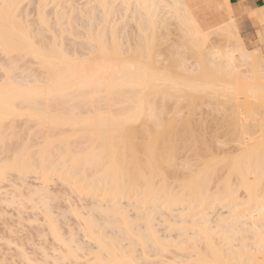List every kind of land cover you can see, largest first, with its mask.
I'll return each mask as SVG.
<instances>
[{"label":"bare ground","instance_id":"1","mask_svg":"<svg viewBox=\"0 0 264 264\" xmlns=\"http://www.w3.org/2000/svg\"><path fill=\"white\" fill-rule=\"evenodd\" d=\"M47 1L38 2V16L35 19L37 22L34 20L38 27L33 30L30 24H27L28 21L19 17L22 12V0H0V56H4V64L0 68L5 77H2L3 81L0 82V183L14 174L15 180L7 181L11 184L16 181L12 187L18 186L20 191L26 184L25 179L30 174L35 175L39 183L29 192L31 197L23 193L19 196L28 197L27 202L30 204L37 201L35 198L39 199L38 204H33L43 213V221L47 224L45 226L50 228L48 229L53 239L66 248L64 250L67 255L59 254V257L64 260V257L69 256L67 261L71 258L70 261L73 262V259L78 261L82 253L94 251L91 256L92 264H154L156 262L150 260L149 254L153 253L155 257H159L163 252H167L180 258L176 264H264V114L249 109L246 112L247 107L245 110L241 108L243 111L239 107L241 105L237 104L238 106H235L238 110L234 107L233 113H224L223 117L221 115L213 119L217 128L213 129L211 140L201 139V147L210 150L213 143L217 144L225 156H230L229 160L223 157L217 161L212 157L208 160L193 161V155L200 156L198 152L190 158L186 155L184 160H177V145H171L165 155L160 154L157 148L161 131L165 133L166 130L177 128L189 132L199 126H202L199 129L205 130L204 125L207 127L208 123L206 115L202 113L196 116L191 113L186 115L177 109L171 114L164 113L165 99L183 100L187 96L217 93L228 96L227 92L231 94L230 91H235L231 96L235 100L237 84L234 85L233 82L232 87L229 80L216 83L203 76L202 70L207 68L208 63V68L216 63L217 66L221 65L224 56L228 60L224 61L226 64L238 61V58L244 63L255 59V63L259 64L256 65L252 61L253 68L258 66L262 69L261 72L264 71V54L258 47L260 44L254 47L252 54L247 53L229 0H221L224 10L217 3L208 2L207 7V4H204V8H209L213 14L211 22L205 19L206 12L201 14L205 10H202L203 4H200L201 1L205 2L203 0H95V6L83 16L86 19L84 23L87 22L82 32L85 50L75 46L79 49L71 48L78 52L73 51L74 54L66 50L63 44L59 43L61 41H57L56 33L53 34L45 16L44 7ZM119 6L123 7L122 12H130V15L126 13L125 17L135 22V38L134 41L131 40L128 48L123 47L124 43L119 39L121 37H118V23L109 25L113 22V15L119 13ZM96 8L101 13L99 17L95 15ZM162 9H165L164 12ZM246 10L250 17H257L261 24L264 23V6ZM160 12L164 14L161 15ZM170 13V18L175 17L178 20L182 27L181 32L184 30L189 33L191 39L188 36L190 40L186 42L194 43V46L189 45L195 48V52L192 48L191 51L195 53L196 66L188 64L184 54L178 56L179 49L173 51L174 53L171 51L170 54H174L175 59L170 56L174 59L170 64H164L166 60L161 62L157 59L160 53L157 52L156 46V27L161 22L163 24ZM59 15L61 18L60 13ZM25 17L24 19L27 18ZM72 19L68 22L71 23ZM97 20L100 26L95 27ZM122 23L124 27L127 20ZM73 27H69L70 30ZM50 30L52 34H49L50 39L47 38L46 41L43 32L51 33ZM215 32L228 39L229 49L226 55L215 49V45L210 47V42L209 48H206L207 43L205 46L206 35L209 34L207 39L211 40L210 33L214 35ZM258 32L262 40L264 28ZM72 34L71 36H75V33ZM174 41L176 42V39ZM76 43L78 42L74 43L73 40V44ZM178 45L180 44L177 43V47ZM22 58H28V61L37 64L39 72L28 78L29 76L15 71L17 76L20 75V78L15 79L11 77L15 72L12 71V74L10 69L18 65ZM218 60L221 61L220 64ZM194 66L199 69V73H193L196 70ZM25 67L24 65V69L28 66ZM262 73L264 76V72ZM248 76L245 77V88L242 89L244 93L239 88L241 95L246 94L256 100L258 98L263 105L264 92H261L262 99L259 93L264 90L260 85L264 78L260 79L258 75V78H253L254 74ZM258 79L261 80L260 83ZM237 95L238 93L236 97L239 98ZM157 98L162 100L159 111L155 109ZM16 121L18 124L19 121L26 122V127H29L28 123L32 124L35 130L32 127L33 131L30 128L31 131H27L35 135L39 133L40 140L35 144L36 147L33 146V151L29 150L26 144L19 143L13 153L8 155L5 154L8 151L5 145L15 134L14 128L18 126L13 125ZM23 126L22 131L25 130ZM220 126L223 128L220 129ZM226 136H229L236 146H225L227 142L221 137ZM215 161L225 164L227 175L215 179ZM163 166L179 168L183 180L177 185L168 182L165 171L161 170ZM53 177L63 184L62 187H67L70 195L80 198V201L77 199L79 202L84 196L91 198L93 202L89 210L93 214L97 213L104 220L106 227L115 230L114 233L97 232V216L89 214L82 217L83 214L80 212L79 215L76 208V212L72 209L69 213L80 221L85 241H80L72 231L73 234L70 232L67 240H63L50 211L51 204L46 202L49 192H52L48 190L50 187L47 185ZM175 187L180 190L175 191ZM18 188L14 191H18ZM12 196L11 203L20 198L15 195L13 200ZM217 203L227 207L226 216L217 218L212 224L211 210ZM182 204L185 205L180 211L198 208L202 214L199 220L189 223L190 228L194 230L182 233L185 236L177 240L170 235H158L154 223L169 221L168 217L173 214L175 207ZM130 207H134V210L142 208V211L133 210L129 216ZM183 222L181 220V223ZM89 243H92L96 250L91 249ZM137 248L140 253L135 254ZM147 249L153 252L149 250V253ZM21 252L19 251V256L15 258L24 262L28 255L25 256ZM4 256L6 258L5 254ZM54 259L55 264L61 258ZM26 261L25 264L30 262V259L27 263Z\"/></svg>","mask_w":264,"mask_h":264},{"label":"rangeland","instance_id":"2","mask_svg":"<svg viewBox=\"0 0 264 264\" xmlns=\"http://www.w3.org/2000/svg\"><path fill=\"white\" fill-rule=\"evenodd\" d=\"M39 1L38 0H22V3H21L22 12H21V14L19 13L20 14L19 17L22 20H24V21L26 20V22L28 21L29 23L27 22V24L28 25L30 24L29 26H30L31 29L33 28V30L37 29V27H38V25L35 23V22H37V20H35V19H37V16H38L37 8H39V6H38L40 4V3L38 4ZM53 1L54 0H52V1L50 0L51 3H49V0H48L47 4H46L47 6L45 5L44 10H45V16H47L46 20L48 19L47 22L52 27V28L51 27L50 28L53 29L52 30L53 34L55 35V33H56L55 36L57 38V41H61L59 43H62L64 48L66 50H68L71 54L73 53V51H74V53H78V52H76V50H72V49H74L75 46L80 47V50H82V49L85 50L83 48L84 44H82L84 42V40H85L83 38L84 36H83L82 32L84 31V29H85L84 25L87 24V22L84 23L86 21V19L83 16H84L85 13L87 14V12H89L92 7L95 6V0L94 1L93 0H55L54 2ZM58 2H59V4H58ZM203 2L204 3H202V1H201V3H200V4H203L202 5L203 8L201 7L202 10L205 9L208 6V2L217 3L223 10L225 8L224 4H223V2L221 0H203ZM93 3H94V5H93ZM205 3L207 4L206 7L204 5ZM200 4H199V6H201ZM119 7H117V11H119V13H117L116 15H113V17L111 19V21H113V22L111 24L109 23V25H114V24L118 23V29H117V32H118L117 34L119 35L118 37H121L119 39H121V41L125 44V45L123 44V47L125 46V48H128V45L131 44V42L134 41V38H135V36H134L135 31H136V27L134 25L135 22L134 21L132 22L131 20H129V19H127L125 17V14L127 13L126 15H128L130 12L127 11L126 13H124V12H122L123 11V7L122 8H121V6H119ZM57 8H59V9L57 10ZM163 8H165V6ZM25 9H27V10H25ZM79 9L81 11H83V12H81ZM165 9H162V11L164 12ZM208 9L209 8L203 10V12L201 10L202 13L201 12L200 13L203 14V13L206 12L205 13L206 15L204 14V17H205V19H207V21L211 22L213 20V14L211 13L210 9L209 10ZM98 10H99L98 8L95 9V15L99 17V15L101 13ZM55 11H57V12L55 13ZM70 11H71V13H70ZM80 12L83 15L80 14ZM163 12H160L161 15L164 14ZM35 13H36V15H35ZM59 13L61 14V18H60ZM233 13H234V16L236 18V21L238 22V24L240 26V34H241V36L243 38L245 47L247 49V53L252 54L254 47H256V46H258L260 44L258 47H260L262 53L264 54V38L261 40L260 36H259V32H258V30L262 26H264V24L260 25V26L259 25H253L250 20L247 21L245 19V16H243L240 13L235 12L234 9H233ZM25 15H26L27 18L25 17ZM122 15H124V16H122ZM170 15H171V13L167 14L168 19H165L166 21H164L163 24L161 22V24H158L159 26L156 27L157 28L156 30H158L157 31L158 42H157L156 46L158 48L157 52L160 53L158 55L157 59L161 60V62L166 60V63H164V64H170L171 62H174L173 60L175 59V57H173L174 54H170L171 51H172V53H174L176 50L179 49L180 51L178 50V52L180 54H178V56H181V55L184 54V56H186L185 59L187 60V63L188 64L190 63V65H192V64L194 65L195 64V66H196L197 65L196 64V59H195L196 56H195V53H194L195 52V48H193L192 46L189 45V44H192V43H190V41L186 42L187 40L191 39L189 33H187L184 30H183V32H181L182 31V29H181L182 27L178 24V20H176L175 17H171L170 18L169 17ZM24 17L26 19H24ZM69 17H70V19L73 18L72 19L73 21L71 20V23L68 22V21H70ZM62 18H64V19H62ZM27 19H30L31 21L27 20ZM81 19L82 20L85 19V20L82 22V21H80ZM34 20H35V22H34ZM126 20H127V23L123 27V23L122 22H126ZM72 22H74V23L72 24ZM165 22H166V24H165ZM248 23H250L251 25L249 26ZM96 25H97V27L100 26L98 20L95 21V23H94L95 27H96ZM120 25H122V26L120 27ZM68 26L69 27H73L74 26V27L72 28V30H70L71 28H69ZM122 27L125 28V30H123ZM161 27H162V29H161ZM70 31H72V32H70ZM122 31H124V32H122ZM50 32H51V30H50ZM52 32L49 33V31H48V32H46V34H45V32H43V34L45 35L44 37H46V41L48 40L47 38L50 39L49 36L52 34ZM62 32L66 33V34H63ZM127 32H128V34H127ZM179 32H181V33H179ZM72 33H75V36H71V35H73ZM43 34H42V36H43ZM181 34L185 38L182 37ZM210 34H211L210 35L211 40L209 38L210 41L207 39L209 37L208 36L209 34L206 35L205 46H206V43L208 44L210 42L211 43V44L209 43L210 47H211V45H215V49H217L222 55H226V53H228L227 51L229 49V45H228V41H227L228 39L226 37H224L223 35H220L219 33H216V32L214 33V35H213V33H210ZM60 35H61V38H60ZM123 35H125V36H123ZM42 36H41V38H42ZM188 36L190 37V39H189ZM73 37H75V38H73ZM123 37L124 38L126 37L127 39L126 38L124 39ZM186 37H187V39H186ZM175 39H176V42L178 44H180V45H178V47H177V43L174 41ZM63 40H64V42H63ZM65 40H67V41H65ZM71 40H72V42H71ZM73 40H74V43L75 42H78V43H76V45L73 44ZM107 41H109V39ZM124 41H126V42H124ZM181 43H182V45H181ZM186 43L189 45V47H190L189 50L190 51L188 50L189 47H188V45ZM209 44H208V46L206 48H209ZM81 45H82V47H81ZM174 45H175V47H174ZM183 47H185V49ZM186 48H187V50H186ZM191 48L193 49L194 52L191 51L192 50ZM76 49L78 50L79 48H76ZM80 52L81 51H79V53ZM83 52H85V51H83ZM184 52H186V53L188 52V53L186 54ZM80 54H82V52ZM80 54H77V55H80ZM83 54H85V53H83ZM228 55L229 54H227V56ZM170 56L172 58H174V59H172ZM187 57H189V58H187ZM224 57L226 58V56H224ZM3 58H4V56L1 54V56H0V66L4 64V59ZM225 58L221 59V61H223V63L221 65L217 66L216 65L217 63L215 64V66H217V67H215L214 64H213L212 65L213 67L211 66L210 68H208L209 65H210L208 63L206 65L207 68L202 70V73H204L203 76L205 78H207V79H211V80L215 81L216 83H219V82L220 83H224V82H221V81H226L227 80L226 82H228V80H229L232 83L231 84L232 87H234L233 86V82H234L235 83L234 85H236V84L238 85L237 86L238 88L235 87V89H237V93H238L237 96H239V98L236 97V94H237L236 93L235 94V100H234V98L232 99L231 96H232L233 92L230 91L231 94L229 92H227L228 96H226V94H224V93H222L221 95L219 93H217L215 95L202 96L200 94H197V95H193V96H187V94L184 93V94H186L185 96H187V97L185 99H183V100H176V99L167 100V99H165L164 100L165 106H164V110H163L164 113L171 114L176 109L179 110L180 113H182V114L185 113L186 115H188V113L189 114L191 113L192 115L194 114L193 116H196V115L202 113L203 115H206L208 123H207V127H206V125H204L205 126L204 127L205 130L199 129L200 127H202V126H199L198 128H195L193 131H189V132L182 131V130L177 129V128L172 129V131L166 130L165 133H163L162 131L159 132V141H158V144H157V148H158V151H159L160 154H162V155L167 154L171 145H177L178 148H179V152H178L179 156H178L177 160H184L186 155H188L189 156L188 158H190L191 155L192 154H196V152H198L200 156L197 157V155H193V157H192L193 161H195V160H208V159H211L212 157L217 159V161H218V159H222L223 157H226V159L229 160L230 156H225L223 151H222V148L220 146H218L217 144L213 143V145H212L210 150H206V149L201 147V142H202L201 139L205 138V140H208V141L211 140L212 139L211 137L213 136L212 134H214L213 129L217 128L216 127L217 124L214 122L213 119H215V117H219V116L221 117V115L223 117L224 113H226L227 115H229L230 113H233L235 108H236V106H238V105L243 106V107H241V106H239V107H240V109L243 108L244 110L247 107L246 108V112L249 109L250 111H255L256 113H259V114H264V106H263L264 103L261 102V103H263V105H262L259 102L261 100H259L258 98H257V100L256 99H252L249 96H247L246 94H243V96H242L241 95L242 92H240V89L242 90L243 88H245V82H244L245 81V77H247L248 75L252 76V74H254V76H252L253 78L257 77V75H258V77L260 79H263L264 76H263L262 72H264V71L261 72L262 69L260 70L258 68V66H254V68H253L254 64L252 65V61H254L255 59L254 60L252 59V61H250L251 65H252V67H250L251 65L249 66V64H250L249 61H246V63H244V61L240 62L241 58H238V61L234 60L235 62L233 61V62H231L229 64L224 63V61L227 60V58L226 59ZM27 59L28 58H22L21 60H19L18 65H15L14 67H12L10 69L11 70L10 72L12 73V71H13V73H14L15 71H17L18 73H20L22 75H25L26 77L29 76L28 78H30V76H32V75L37 74L39 72V70H38L39 68H37L38 66H36L37 64H35L34 62L32 63V62L28 61ZM236 60H237V58H236ZM191 61H192V63H191ZM221 61H219L218 64H220ZM247 63H249V64H247ZM254 63H255V61H254ZM203 64H205V63L203 62ZM255 64L257 65L259 63H255ZM24 65L26 67L28 66L27 67L28 70H26L27 69L26 67H25L26 69L23 68ZM195 66L193 67L194 69L197 68V67L195 68ZM189 67H192V66H189ZM198 70L196 69L195 72H193V73H195V74L199 73ZM17 72H15L13 76H11L13 73L12 74L9 73V75L11 77L15 78V79H17V77L20 78V75L17 76ZM251 72H253V73H251ZM3 74H4V72H3V70L1 71V68H0V75H1L0 76V82L3 81V78L5 79ZM41 78H43V77H41ZM257 78H255L256 81H257ZM247 79L249 80V76L247 77ZM260 79H258V82L261 81ZM248 80H246V81H248ZM263 81H264V79L261 81L262 84L259 82L260 85H261V89L264 88L263 87ZM41 82H43V80ZM239 84H241V85H239ZM239 86H241V87H239ZM235 89L233 88V90H235ZM238 89H239V91H238ZM242 91L244 93V90H242ZM261 92L263 93L264 90H261L260 93H259V94H261V96H259L260 99H262L261 98L262 97V93ZM234 93H235V91H234ZM234 93H233V95H234ZM229 95H230V97H229ZM161 103H162L161 98H159V99L157 98L156 99V103H155V105H156L155 109L157 111L161 110ZM243 103H245L246 105H244ZM238 109L239 108L237 107L236 110H238ZM243 109H241V110H243ZM241 110H239V111H241ZM16 122L17 123H14V125H13L14 127L18 126V127H16L17 129L14 128L15 134L13 135V138L11 136V139H9V142L7 143V144H9V146L7 144L5 145V148H7L8 151H9V152L6 151L5 154H8V155H11L13 153L14 149L19 145V143L20 144L23 143V145L26 144V146H29V150L33 151V149H35V148H33V146L36 147L35 144H37L39 142V140H40L39 133L37 135H35L32 132L28 133L27 129L28 130H30V129L32 130V127H34L32 124L28 123L29 127H26V125H25L26 122L19 121V124H18V121H16ZM210 123L211 124L213 123L214 126L211 125ZM15 124H18V125H15ZM22 126L25 127L24 131H22L24 129V128H21ZM19 127H20V129H18ZM221 127L222 126H220V129L223 128V127L222 128ZM33 130H35V127L33 128ZM23 132H24V134H23ZM30 134H32V135H30ZM216 134H222V133H217L216 132ZM203 135L205 137H203ZM37 138H39V139H37ZM221 139H223V140H225V142H227L226 145H225L227 147L236 146L235 143L232 142V139L229 136L221 137ZM31 143H33L34 145L31 144ZM181 145H183L184 147H181ZM9 148H10V150L11 149L12 150L10 151ZM205 154H208V155H205ZM217 161H215L216 163L214 164L215 165V171H214L215 179L218 178V177H221V176L223 177V176L227 175V172H228V170H226L225 164L223 162H220V161L217 162ZM158 170H159V168H158ZM161 170L165 171L166 176L168 177L167 181L170 182L173 185H177L181 180H183L182 179L183 177L181 176V172L179 171V168L175 169V167L174 168L173 167L170 168L169 166H163ZM12 175L13 176L8 177L9 180L11 179L10 180L11 182L15 180V175L14 174H12ZM12 178H14V179L12 180ZM8 179L4 180L3 181L4 183L3 182L0 183V264H4V263L5 264H7V263L8 264H22V263L25 264L26 259H28L27 261H29V259H30V262H28V263H31L32 260H33L32 264H46V263L47 264H54V261H55L54 258H57V257L61 258V259H59L60 261L57 260L59 262L55 263V264H63L64 262H65L64 264H68V263L69 264H92L91 256H92V254H94L93 253L94 251H92L91 253H82V255H80L79 259H77L78 261L73 259V262L70 261V260H72L71 258H68V261H67V257H69V256L64 257V260H62V257H59L61 254H66L67 255V252L64 250L66 248H64L62 244L58 243L57 241H55L53 239V237H52V235L50 234V231H49L50 228L45 226L47 224H46L45 221H43L44 220L43 213L40 211L39 208H37L36 204H33V203H37L38 204L39 199L35 198V200H37V201H33L32 204L27 202L28 201L27 198L31 194V193L29 194V192L32 191L31 189H34L35 187H37V185H38L37 183H39L38 179H35V175L32 174V176H31V174H30L29 177H27L25 179L26 180V182H25L26 184L23 187H21L20 191H19L18 186H13L14 188L12 187V185H14L17 182L15 181V183L13 182L14 184L13 183L11 184L10 181H7ZM218 180H220V178ZM218 180H216V181H218ZM49 182H50V184H48L47 187L49 186L50 188L48 187L49 189L48 188L47 189L49 191H52V192L51 193L49 192V196H47V198H46V199L50 200V202H48V200H46V202H47V204L49 203L48 205L51 204V206H50L51 210L50 211L53 214V218H55V220L57 222L56 224L58 225L57 227H59L58 231L60 232L61 237L63 238V240H67L68 236H70L69 233L72 231V232L76 233V234L74 233L75 237L79 238V240L81 239V240L85 241V238L83 237V234H82V232H84V231L82 230V226L80 224V221L76 220L75 216L73 214L70 215L71 212L69 210H72V209L75 210L77 208L76 209V210H78L77 213L81 212L83 214L82 217L86 216V215L88 216L89 214H93L89 210V206H90L91 202H93L92 199L84 196V197H82L81 202H79L80 198L75 197V195L72 196V194L70 195V193L67 192L69 190H67L66 186H65L66 188L63 186L64 189H62L63 187L61 185H63V184H60L61 182L58 179L53 177V178H51L49 180ZM17 188H18V191L17 190L14 191V189H17ZM65 190H66V192H65ZM174 190L175 191H179L180 188L175 187ZM22 193L24 195H26V196L28 195V197H25L23 195L19 196V194H22ZM50 194L52 195V197H51ZM12 195L13 196H15V195L17 196L18 195V197H20L19 200H14ZM10 196H12V199L14 200V203H11ZM60 196H62V197H60ZM49 197H50V199H49ZM5 198H7V199H5ZM14 198H16V197H14ZM24 199L26 200L25 201L26 203L24 202ZM58 199H60V200H58ZM124 201L125 200H123V202ZM17 205H21V206L23 205V206L19 207ZM183 205H185V204H182L181 206H176L175 207V210H174L173 214L168 217L169 221L164 222V223H156V222L154 223V225L157 227V230H158L157 234L158 235H160V236L170 235L171 238H174V239L177 240V239H181V238H183L185 236L182 233H184V232H189L190 233V232H192L194 230V229L190 228L191 224H189V223L191 221H194V220H199L202 214L199 213V209L198 208L197 209L195 208V209H193L191 211H180V209L183 208ZM76 210H75V212H76ZM128 210H129L128 215L130 216L133 213L134 207L133 208L130 207V208H128ZM137 210L142 211V208L137 209ZM226 210H227V207L222 206V204H218L217 203L216 205H214L212 207V210H211V212H212V214L210 216V219L212 221L211 223L214 224L215 223L214 220H216L217 218L225 217L226 216ZM89 212H91V213H89ZM81 213L79 215H81ZM52 214H51V216H52ZM94 214L97 216V217H95L97 219L96 227H95L97 229L96 231L97 232H102L104 234H113L115 230H112V229L106 227L104 225V223H103L104 220H102V218L97 213H94ZM98 216H99V218H98ZM79 217H81V216H79ZM98 220L100 222H98ZM181 220L184 221V222L181 223ZM80 226H81V229H80ZM172 227H175L176 229H173ZM72 232H71V234H73ZM90 246H92V247H90ZM89 247L91 249H93V250H96V248L94 247V245L92 243H89ZM22 250H24V252ZM137 250L138 251H136L135 254L136 253L137 254L140 253L139 252V248H137ZM149 250L150 249H147V251L149 253H151L150 251H152V250H150V251ZM19 251L20 252L22 251L21 253L25 254V256L28 255L24 259V262H23V260H21L19 258H15L16 256H19V254H20ZM15 253H17V254H15ZM4 254L6 255V258L4 256ZM149 255H151V256H148L150 258V260L151 259L155 260L156 263H154V264H176L180 260V258L173 257L167 252H163L162 255L159 256V257H157V256L155 257L153 255V253H151ZM2 256H4V257H2ZM8 257H10V258L8 259ZM12 258H15V260L12 259ZM40 259L42 260V262H43V260H45V261L47 260V261L46 262L44 261L42 263ZM4 260H6V261H4ZM27 261H26V263H27Z\"/></svg>","mask_w":264,"mask_h":264},{"label":"crops","instance_id":"3","mask_svg":"<svg viewBox=\"0 0 264 264\" xmlns=\"http://www.w3.org/2000/svg\"><path fill=\"white\" fill-rule=\"evenodd\" d=\"M229 3L232 5L233 9L236 10L237 13H240L243 16H245V19L247 21L250 20L253 25H259L260 26V25L264 24V23L261 24L257 17H250L248 11L246 10V9L255 10V9L259 8L260 6L261 7L264 6V0H229ZM252 18H254V19H252ZM237 25H238V29H239V33H240V26H239L238 22H237ZM248 25L250 26L251 24L248 23ZM262 28H264V26H262L259 30H261Z\"/></svg>","mask_w":264,"mask_h":264}]
</instances>
